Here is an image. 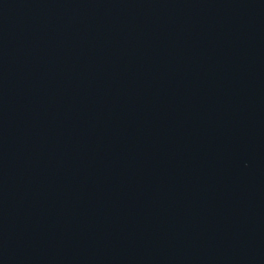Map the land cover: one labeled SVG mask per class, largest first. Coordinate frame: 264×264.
<instances>
[{"label":"water","instance_id":"water-1","mask_svg":"<svg viewBox=\"0 0 264 264\" xmlns=\"http://www.w3.org/2000/svg\"><path fill=\"white\" fill-rule=\"evenodd\" d=\"M0 264H264V0H0Z\"/></svg>","mask_w":264,"mask_h":264}]
</instances>
